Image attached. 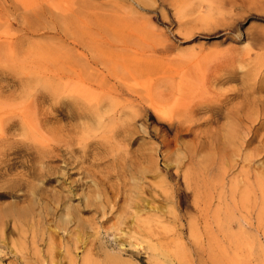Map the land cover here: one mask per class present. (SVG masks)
Returning a JSON list of instances; mask_svg holds the SVG:
<instances>
[{"label": "rangeland", "instance_id": "374dc122", "mask_svg": "<svg viewBox=\"0 0 264 264\" xmlns=\"http://www.w3.org/2000/svg\"><path fill=\"white\" fill-rule=\"evenodd\" d=\"M234 1L0 0V264H264V194L252 176L228 196L240 158L217 171L213 125L174 142L137 107L146 85L168 106L264 97V0ZM190 162L187 212L171 172Z\"/></svg>", "mask_w": 264, "mask_h": 264}, {"label": "bare ground", "instance_id": "6f19581e", "mask_svg": "<svg viewBox=\"0 0 264 264\" xmlns=\"http://www.w3.org/2000/svg\"><path fill=\"white\" fill-rule=\"evenodd\" d=\"M164 1V0H161ZM136 2V1H135ZM233 4L235 3L234 0H232ZM240 2L241 6L243 4H245L246 0H239L238 3ZM249 35V34H248ZM252 39H254L256 42H258L260 45L264 46V34L261 33H257L256 35H252L251 37ZM251 39V40H252ZM158 83V82H157ZM146 85V84H145ZM144 85V86H145ZM151 85V84H150ZM160 85V84H159ZM143 86V87H144ZM150 86L146 85L144 87V94H145V98L143 99V103L146 101V105H144L143 103H139L137 104L138 106V110L139 112H145L147 113V111H151L154 116L156 117V122L157 119H161L164 121V123H162V126L168 130H173V141L177 142V140L179 139V137H181L182 132L183 131H188V132H193L194 133V137L197 138H201L199 133L196 134L195 132L199 129L198 127L202 126V125H209L210 127L213 125V144L211 142V145H214V151L216 152L217 157V163L215 161L216 164H218L219 166L217 167V171L219 170L218 168H223L226 165H231L232 160L234 161L235 155L237 157H239L240 159H238V161L240 160L241 164L243 165L242 168L245 167L246 170H241L243 171L242 173H240L242 175V177L240 178H236L238 181L235 180L234 184L237 187L238 185H242V187H249L248 190H250L251 192H249L247 190V188H244V192H246L244 195H247L249 192V195L251 196V194L253 195L254 191L251 190L250 185L253 184V182H250V179H252L251 177L253 176L252 181L255 182L257 190L259 191L260 195L264 194V177H262V175H264V173H260L261 171H264V169L260 170L259 173H257V171L259 170L258 168V164H256L255 166L258 168V170L256 172H253L252 170H254L256 167H254V163L256 161H259L260 159L264 158V156H261V152L264 151V133L259 134L260 132L258 131L257 133V124L259 123V125L264 124V119H261V116H264V97H258L257 100L256 98H252V101L249 103V94L244 93L241 95V98L243 100L239 101V103H233L231 104L232 106L228 107V103L229 101L227 100V97H225L223 100H218V103H215L214 105H208V107H203L200 106V104H196L198 102H196L195 104L192 103V105H184V102L181 103L182 107H178L177 105L174 106H168L169 101L171 102V100H173L176 104H180L179 101L181 100V96L178 93H174L175 91H173L174 94L171 93H166L163 92V96H160V93H157V96L159 97H152L150 95ZM169 87V86H168ZM126 89V88H125ZM174 89V88H173ZM123 91V90H122ZM126 91V90H125ZM152 92V91H151ZM157 92V91H156ZM128 93V92H126ZM134 93V92H133ZM243 93V92H242ZM135 94V93H134ZM187 94V93H186ZM204 94V93H203ZM129 95V94H128ZM132 95V93H131ZM138 95V94H136ZM237 94H235L236 96ZM119 96V95H118ZM135 96V95H134ZM140 97V95H138ZM156 96V95H155ZM208 96V95H207ZM132 97V96H131ZM202 96H200L199 98L201 99ZM198 97L196 98L197 100L199 99ZM133 99V98H132ZM135 100H137L136 98H134ZM133 99V100H134ZM141 99V98H140ZM138 99V100H140ZM183 99V98H182ZM230 99V98H229ZM132 100V101H133ZM137 100V101H138ZM251 100V99H250ZM204 101V99H203ZM186 102V101H185ZM138 103V102H137ZM173 104V103H172ZM189 104V103H188ZM248 105H251V107H247ZM136 108V106H134ZM129 108V107H128ZM125 112V111H124ZM210 112L211 117L210 118H205L204 120L200 121V122H196L194 121V119L196 120V118H193L194 116L197 115V113H207ZM196 114V115H195ZM199 115V114H198ZM197 115V116H198ZM253 115V116H252ZM135 116V115H134ZM250 116L254 118V122L258 123L254 124L253 119L250 118ZM208 117V116H207ZM200 118V117H199ZM197 117V119H199ZM220 118H224L226 121V123H218ZM252 123H250V119ZM135 119V118H134ZM9 120V119H8ZM249 120V121H248ZM11 122V121H10ZM9 122V123H10ZM120 122V121H119ZM20 123V122H19ZM249 124V125H248ZM22 126V125H21ZM207 126V127H209ZM253 128H256V133L253 134V131L251 130ZM4 128V127H3ZM264 129V128H262ZM207 130V129H206ZM252 131V136L249 135L248 139H244L245 138V133L246 132ZM259 130V129H258ZM200 130H198L199 132ZM205 131V130H202ZM204 133V132H202ZM207 134V132H206ZM248 134V133H247ZM212 136V135H211ZM206 137V136H204ZM248 137V136H246ZM4 138V137H3ZM196 138V139H197ZM1 139V138H0ZM255 142H257V144L253 147L250 148L251 150L249 152H245L246 154H243V152L241 153V151H243V149L248 145L249 142H252L254 140H256ZM172 141V140H171ZM200 141V140H199ZM199 143V142H198ZM209 144V143H208ZM250 145V143H249ZM199 146V145H198ZM204 146V145H203ZM205 146H208L207 144ZM200 147V146H199ZM197 147V148H199ZM202 147V145H201ZM209 147V146H208ZM211 147V146H210ZM248 148V147H247ZM200 150V148H199ZM202 151V150H201ZM198 152V151H197ZM188 153V152H187ZM192 154V153H191ZM194 154H197L196 151L194 152ZM210 155V154H209ZM264 155V154H262ZM192 156V155H191ZM196 156V155H195ZM213 156V155H212ZM188 158V157H187ZM195 158V157H193ZM197 158V156H196ZM167 160H170V157L166 158ZM189 159V158H188ZM202 160V159H201ZM210 160V156H206L205 159L202 160L203 165L206 166L207 161ZM193 161V160H192ZM197 161V160H196ZM194 161V162H196ZM237 161V162H238ZM178 162V161H177ZM206 162V163H205ZM169 163V162H168ZM201 163V162H200ZM205 163V164H204ZM234 163V162H233ZM238 162V164H240ZM190 166L189 168L194 165L193 162H190ZM197 164V163H196ZM201 165V164H199ZM261 166V164H259ZM241 166V165H240ZM233 165H231L229 168H232ZM253 167V169L251 168ZM207 168V166H206ZM228 168V169H229ZM179 166L178 164L176 165V168L174 170V172H171V174H173L176 178V184L174 186V188L170 189V191L172 190V193L175 195V197L179 198V201L183 203L184 206V210L187 212H191L193 210H195L196 208L193 209V207H195V204H197V199L195 198V196L193 197V199H190V190H193L192 192H195V190H197V188L199 187L198 183H196V181H194L196 179V177L198 176V171L204 170L205 167H203L202 165L200 167H195L193 169L190 168L189 171L187 172H180L181 169L179 170ZM226 168V171L228 170ZM163 170L165 173H170L168 165H166L165 167H163ZM206 170V169H205ZM231 170V169H230ZM223 171V170H221ZM252 171V175L251 172ZM220 172V171H219ZM218 172L219 175H217L218 177H216V179H218L221 175ZM202 173V172H200ZM205 173V172H204ZM230 173V172H229ZM221 174H223V172H221ZM200 175V174H199ZM238 175V174H237ZM207 176V175H206ZM223 177V175H222ZM199 178V176L197 177ZM207 178V177H206ZM233 178V177H232ZM200 179V178H199ZM198 179V180H199ZM215 179V180H216ZM223 179V178H222ZM235 179V177H234ZM214 180V181H215ZM220 180V179H219ZM224 180V179H223ZM231 180V179H230ZM201 182V180H199ZM198 181V182H199ZM206 181V179L204 180ZM204 181H202V184L204 183ZM222 181V180H221ZM199 182V183H200ZM211 186L213 187V179L212 181L210 180ZM218 182V181H217ZM216 181L214 182V184L217 183ZM209 183V182H208ZM244 184V185H243ZM219 185V182H218ZM221 185V184H220ZM254 185V184H253ZM198 186V187H197ZM204 186V185H203ZM202 186V188H203ZM215 186V185H214ZM234 186V185H233ZM232 186V187H233ZM255 186V185H254ZM206 187V186H205ZM204 187V188H205ZM210 187V186H209ZM221 188L224 186H220ZM236 187L231 188L230 192L228 194V196H230L231 200L233 201V204L235 203V207H238V203H236V201L234 199H236L237 197V193L241 190L238 191V187L236 189ZM252 187V186H251ZM201 188V190H202ZM215 188V192L217 190V187H210V190H213ZM219 188V187H218ZM230 188V187H229ZM241 188V187H239ZM254 189V187H252ZM199 189V188H198ZM220 189V188H219ZM227 189V188H226ZM167 190V189H165ZM164 190V196H167V194H169V192L167 193V191ZM206 189H203L202 192H204ZM222 192V190H220ZM227 191V190H226ZM229 191V190H228ZM243 191H240L239 196H241L243 194ZM253 191V193H252ZM256 191V190H255ZM219 192V191H218ZM171 193V192H170ZM198 193V192H197ZM251 193V194H250ZM203 194V193H202ZM227 194V192H226ZM170 195V194H169ZM200 193H198V197H199ZM221 195V194H220ZM249 196V197H250ZM255 196V195H253ZM257 196V195H256ZM169 197V196H167ZM166 197V198H167ZM222 197V196H221ZM259 197V196H258ZM220 198V197H219ZM234 198V199H233ZM245 200L247 199L248 201V197L245 198V196L243 197ZM255 198V197H254ZM262 198H264V196H262ZM225 199V198H224ZM256 199V198H255ZM259 199V198H258ZM230 200V199H229ZM259 200H262L261 198ZM257 201V199H256ZM255 201V202H256ZM239 202V201H238ZM242 202V201H241ZM240 202V204H241ZM254 202V203H255ZM262 202V201H261ZM176 203V202H175ZM225 203V202H224ZM232 203V202H231ZM236 204H238L236 206ZM194 205V206H193ZM242 205V204H241ZM240 205V206H241ZM240 206L238 207V210L240 208ZM261 206V205H260ZM243 207V205H242ZM241 207V208H242ZM4 214V215H3ZM231 214V213H230ZM3 216H7V212L2 213ZM228 216V213L226 214ZM1 216V215H0ZM8 220V219H7ZM229 221V220H228ZM260 224V223H259ZM258 224V225H259ZM257 225V227H258ZM5 227V226H4ZM2 230H0V242H2ZM6 238V237H5ZM150 246V245H149ZM16 250V248H15ZM17 251V250H16ZM19 252V251H18ZM22 255V254H21ZM22 259V258H21ZM84 264H86V262H84Z\"/></svg>", "mask_w": 264, "mask_h": 264}]
</instances>
